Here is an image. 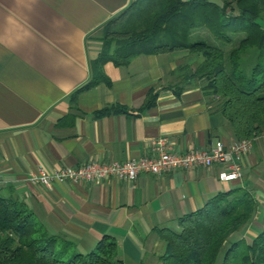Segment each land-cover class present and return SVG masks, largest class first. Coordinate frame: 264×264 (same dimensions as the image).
Here are the masks:
<instances>
[{
  "label": "crops",
  "instance_id": "crops-1",
  "mask_svg": "<svg viewBox=\"0 0 264 264\" xmlns=\"http://www.w3.org/2000/svg\"><path fill=\"white\" fill-rule=\"evenodd\" d=\"M131 1L0 0V194L11 189L50 235L80 254L112 238L121 264H159L160 231L176 230L179 219L235 188L256 199L248 225L256 237L264 212V135L252 141L242 177L233 182L219 181L218 166L140 175L134 183L32 182L40 171L148 156L159 138L172 153L236 140L219 102L190 78L199 58L186 51L141 54L124 66L108 62L105 80L86 87L102 27Z\"/></svg>",
  "mask_w": 264,
  "mask_h": 264
},
{
  "label": "trees",
  "instance_id": "trees-1",
  "mask_svg": "<svg viewBox=\"0 0 264 264\" xmlns=\"http://www.w3.org/2000/svg\"><path fill=\"white\" fill-rule=\"evenodd\" d=\"M222 1L220 9L208 0H132L102 27V50L86 87L105 80L102 67L108 62L124 66L141 54L186 51L199 58L190 78L202 81L207 96L220 99L218 109L236 140L264 135V0H235L234 7ZM201 28L218 45L193 40ZM236 36L238 44L224 51ZM256 209L245 188L215 195L179 219L176 230L160 231L165 248L159 264H215L220 253L222 264H264V212L262 229L250 244L230 241ZM116 255V243L108 236L88 253H78L72 243L50 235L11 189L0 194V264H121Z\"/></svg>",
  "mask_w": 264,
  "mask_h": 264
},
{
  "label": "built area",
  "instance_id": "built-area-1",
  "mask_svg": "<svg viewBox=\"0 0 264 264\" xmlns=\"http://www.w3.org/2000/svg\"><path fill=\"white\" fill-rule=\"evenodd\" d=\"M168 146L165 139L159 138L152 142L148 156L124 162L89 161L74 168H62L51 175L40 171L32 182L45 187L52 181L90 184L114 179L134 183L140 175L160 176L175 170L186 171L191 168L212 166L223 169L218 174L219 181L233 182L242 177V157L252 148V140H235L228 145L217 141L209 150L194 148L181 153L170 152Z\"/></svg>",
  "mask_w": 264,
  "mask_h": 264
},
{
  "label": "rangeland",
  "instance_id": "rangeland-1",
  "mask_svg": "<svg viewBox=\"0 0 264 264\" xmlns=\"http://www.w3.org/2000/svg\"><path fill=\"white\" fill-rule=\"evenodd\" d=\"M227 3L230 4L231 7H234V3L235 0H225ZM101 36H102V31H101ZM193 40H203L206 42H209L213 45H218L217 41L214 40L211 35L208 33L207 30H205L204 28L198 29L196 30L193 35H192ZM240 38V36H236L233 38V42L228 45V46H223L222 49L226 52H228L231 48L235 47L238 44V39ZM113 46V45H112ZM253 56V52L250 53L249 56H247L248 58H246V61L249 63V60L251 59V57ZM248 63H245L246 66ZM215 98L218 102H220V99H218L217 97H213ZM256 200V199H255ZM251 221V220H250ZM260 217L254 219V222H252L251 224L253 225V228H255V226H257L258 223H260ZM250 224V222L244 226L241 230H239L237 232V234H233L230 238V241H239L241 239L245 240L246 243L250 244L251 240L253 239V237L256 234L255 230H252V228H248V225ZM254 235V236H253ZM223 261V253H220L216 259V263L215 264H222Z\"/></svg>",
  "mask_w": 264,
  "mask_h": 264
},
{
  "label": "water",
  "instance_id": "water-1",
  "mask_svg": "<svg viewBox=\"0 0 264 264\" xmlns=\"http://www.w3.org/2000/svg\"><path fill=\"white\" fill-rule=\"evenodd\" d=\"M182 1H185V0H182ZM208 3L218 7L220 9H222L224 6V3L222 0H208Z\"/></svg>",
  "mask_w": 264,
  "mask_h": 264
}]
</instances>
